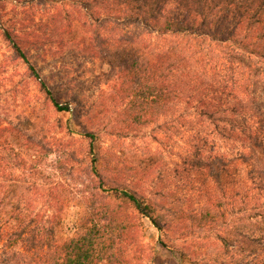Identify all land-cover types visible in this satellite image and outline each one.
Returning a JSON list of instances; mask_svg holds the SVG:
<instances>
[{
  "label": "trees",
  "instance_id": "1",
  "mask_svg": "<svg viewBox=\"0 0 264 264\" xmlns=\"http://www.w3.org/2000/svg\"><path fill=\"white\" fill-rule=\"evenodd\" d=\"M40 1H70L86 11L92 30L80 44L92 56L109 59L119 85L116 100L126 104L119 114L125 126L119 136L163 119L169 132L196 129L193 166L209 171L221 187L224 175L238 186L236 163L253 166V186L244 194L237 187L230 191L229 211L221 209L226 203L218 187L221 194L211 198L212 207L189 216L196 222L192 232L223 229L217 240L227 250L239 245L262 253L264 264V0ZM119 25H141L151 38L129 37ZM116 32L119 36H112ZM3 36L54 107L69 112L30 63L20 39L9 31ZM87 136L95 154V132ZM208 147L213 152L203 157ZM48 150L32 131L0 115L1 177L32 166ZM131 158L124 154L116 168L109 160L98 168L93 159L95 190L102 195L89 202L75 237L62 242L55 227L23 202L19 184L0 185V264H130L129 256L139 248L133 214L148 218L160 232L172 222L164 203L150 197L143 184L157 155L138 161L136 168ZM130 170L139 181L133 188L127 180ZM178 213V219L187 220V211Z\"/></svg>",
  "mask_w": 264,
  "mask_h": 264
},
{
  "label": "rangeland",
  "instance_id": "2",
  "mask_svg": "<svg viewBox=\"0 0 264 264\" xmlns=\"http://www.w3.org/2000/svg\"><path fill=\"white\" fill-rule=\"evenodd\" d=\"M89 23L86 11L70 1L0 0V115L13 120L17 128L32 131L49 149L47 155L41 153L37 161L29 163L32 166L7 170V176H0V185L6 188L12 183L19 184L23 202L55 227L56 237L62 242L75 237L89 202L102 195L95 190L94 158L98 160V168L106 160L116 168L121 167L124 154H129L135 158H131V165L136 168L138 161L156 154V164L149 168L141 183L150 197L164 203L167 218L172 222L166 232H160L148 218L133 214L139 248L135 255L129 256L130 264H261L262 253L251 254L239 245L227 250L217 240L223 229L192 232L196 222L189 216L212 207L211 201L221 194L220 190L226 203L221 209L226 212L234 187L244 194L253 186L249 176L253 166L236 163L238 186H233L224 175L221 187L209 171H199L193 166L196 129L179 134L169 132L162 127L163 119L159 124L119 136L125 129L119 114L126 104L116 100L119 85L109 59L92 56L80 44L92 30ZM93 27L99 29L98 25ZM120 28L129 37L137 34L151 38L141 25ZM5 31L20 39L30 63L56 100L69 105V112H59L54 107L28 65L6 41ZM118 33L112 36L117 37ZM94 132L95 154H90L91 140L87 134ZM222 142L219 145L226 152L228 148ZM212 152L208 147L203 157ZM260 156L264 159V149ZM132 172H128L127 180L133 188L139 181ZM107 198L114 200L111 195ZM179 209L188 212L187 220L181 221L174 215L179 216ZM188 224L191 229H186Z\"/></svg>",
  "mask_w": 264,
  "mask_h": 264
}]
</instances>
